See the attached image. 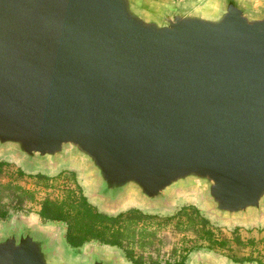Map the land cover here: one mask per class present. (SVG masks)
Here are the masks:
<instances>
[{"label":"water","instance_id":"obj_1","mask_svg":"<svg viewBox=\"0 0 264 264\" xmlns=\"http://www.w3.org/2000/svg\"><path fill=\"white\" fill-rule=\"evenodd\" d=\"M0 159L69 166L108 217L264 224V0H0ZM37 216L0 219V264H128Z\"/></svg>","mask_w":264,"mask_h":264},{"label":"rangeland","instance_id":"obj_2","mask_svg":"<svg viewBox=\"0 0 264 264\" xmlns=\"http://www.w3.org/2000/svg\"><path fill=\"white\" fill-rule=\"evenodd\" d=\"M38 175L47 177L48 181H39ZM16 188L32 192L35 201L32 203L25 201L19 207L14 199V194L19 193ZM67 188L74 190L79 188L82 194L87 193L79 173L73 171L69 166L48 173L39 170L28 172L18 162L0 159V204L5 208L8 216H26L39 220L37 216L39 203L45 198L61 199ZM187 206H194L202 217V211L197 207V204L190 200L180 202L171 216L182 207ZM146 215L153 218L137 225L138 234L132 246L134 257H141L145 264H175L182 257H185L182 264H187L195 252L209 254L224 264H236L235 260H241L239 264L264 263V224H253L248 227L216 225L212 220H209L215 237L228 242L227 248L223 250H210L208 244L201 241L193 229L187 228L183 217L171 219L170 215L162 213ZM196 227L200 229L198 224ZM236 238L242 244H237ZM124 245L127 246V243ZM121 250L124 252L123 249ZM76 251L79 253L81 250ZM125 260L128 264H133L129 262V259Z\"/></svg>","mask_w":264,"mask_h":264},{"label":"trees","instance_id":"obj_3","mask_svg":"<svg viewBox=\"0 0 264 264\" xmlns=\"http://www.w3.org/2000/svg\"><path fill=\"white\" fill-rule=\"evenodd\" d=\"M39 181H48L47 177L38 175ZM18 194H14V199L20 207L25 201L34 202V194L30 191L16 188ZM43 221L63 222L66 224V241L71 247H80L89 241H97L109 246H116L124 250L126 258L133 264H145L142 258L134 257L132 248L136 235L138 234L137 225L153 217L146 215L136 209H130L120 213L116 217H108L90 205L84 198L81 190L67 188L63 196L58 200L49 198L43 199L39 203L38 213ZM7 211L0 204V219L6 217ZM185 219L187 228L193 229L201 241L208 244L210 250L227 248L228 242L215 237L209 221L201 217L194 206L182 207L169 218ZM199 225L200 229L196 226ZM127 243V246L124 244ZM237 244H242L236 238ZM185 257L175 264H182ZM248 260V259H247ZM250 260V259H249ZM239 263L241 260H235ZM264 264V263H263Z\"/></svg>","mask_w":264,"mask_h":264}]
</instances>
